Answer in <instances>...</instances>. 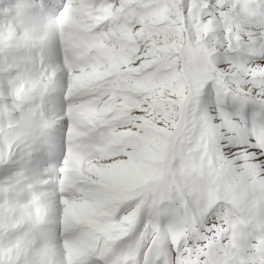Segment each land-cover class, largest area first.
<instances>
[{"label":"snow or ice","instance_id":"obj_1","mask_svg":"<svg viewBox=\"0 0 264 264\" xmlns=\"http://www.w3.org/2000/svg\"><path fill=\"white\" fill-rule=\"evenodd\" d=\"M0 264H264V0H0Z\"/></svg>","mask_w":264,"mask_h":264}]
</instances>
